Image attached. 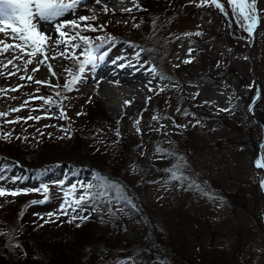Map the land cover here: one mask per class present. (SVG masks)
<instances>
[{"label": "rangeland", "instance_id": "rangeland-1", "mask_svg": "<svg viewBox=\"0 0 264 264\" xmlns=\"http://www.w3.org/2000/svg\"><path fill=\"white\" fill-rule=\"evenodd\" d=\"M107 1L112 2L99 0L106 4ZM141 1L149 3V9L153 12L148 21V31L152 32L149 41L143 40L144 29L134 24L138 0H124V8L131 11L119 14L107 6L97 5L96 0H83L74 11L65 13L57 21H33L42 31L54 25L50 29L52 32H45L52 37L46 41L44 48L48 56L45 63L40 62L44 59L41 52L29 55L34 52L30 42L26 43L13 34L12 27L18 25L7 20L4 25L0 24L4 28L0 32V49L5 44L20 45L0 51V73H3L0 75V113H7L0 119L6 118L8 121L16 113L20 115L13 109L22 111L19 132L14 131L13 123L7 124V128L13 134H23L22 149L31 147L34 159L43 150H49L50 154L58 151L65 154L57 155L61 158L56 160L60 165H67L66 160L75 159L78 165H83L85 162L87 164L86 160L67 156L74 155L76 151H100L107 147L102 159L107 166L104 170L110 172L112 165L124 166L131 173L127 182L130 186L124 185L138 197L132 201L135 199L139 211L144 214L141 213L144 223L155 232L152 239L157 237L173 253L164 261H152L157 249L150 246L153 240L149 235L144 239L142 258L145 263L141 255H135L138 261H124L125 264H264V194L260 186L262 171L255 166L260 155H264V132L247 112L255 92V79L259 88L258 98H261V103L264 102V0H256L259 22L252 38L239 26L238 18L227 0H220L227 15L210 4L199 7L201 0ZM81 15L95 16L96 19L88 23L98 30L89 31L82 27L74 29L68 23L77 20L83 25L85 22L78 20ZM57 22L64 23L61 31L68 35L79 31L90 38L114 37V41L105 45L107 55L104 59L117 60L124 65L131 61L132 70L144 71L140 76L146 87L140 91H125L123 95L114 92L110 97L112 111L108 108V101L100 98L95 90L87 91V85L92 83L72 85L73 76L78 74L77 62L71 58L52 57L66 48L69 56L73 52L78 54L81 49H72L70 42L58 46L53 43L55 39H65L55 29ZM155 24L159 27L153 34ZM101 25L106 30L103 36L97 35L103 29ZM197 32L201 34L195 35ZM186 33H192L194 37ZM250 39L253 40L251 62L246 59L248 67L252 69L249 73L240 71L239 62L241 58H247L245 44ZM97 42L93 39V43ZM75 43L82 45L79 39ZM122 45L137 47L130 53L119 47ZM139 47H145V51L140 53L137 60L135 53L139 52ZM189 49H192L191 53ZM186 59L191 62L184 63ZM29 60L31 63H26ZM220 61L223 65L229 62L228 73L222 72L221 78L207 77L202 63L209 62L219 67ZM49 64L55 75L49 70ZM153 67L156 72L151 71ZM66 69H71V72ZM95 71L86 68L85 78L97 77L99 72ZM101 80L94 83L101 84L104 79ZM36 81L46 82L41 83L45 86L53 85L55 93H59L58 98H54L50 104L29 102L30 93L37 88ZM107 81L112 83L111 80ZM65 83H69V88L64 87ZM126 99L131 103L124 105ZM27 112L30 115H26ZM61 112L66 118L61 117ZM29 116L43 118L26 119ZM137 120L139 132L136 130ZM158 148L163 149V152H158ZM53 156L50 155L47 161L38 160L34 163L53 162ZM178 163L183 167L177 175L182 173L187 177L186 180L171 179L168 169ZM33 168L40 173L35 183L33 179L25 180L29 182L26 183L28 188L32 183L34 186L46 184L53 187H48L47 193L21 192L24 194L23 202L29 203L36 198L44 200L47 196L45 202L50 204L48 198L52 196L65 198L66 179L46 182L42 178L44 169L41 164ZM0 175L5 178L0 187L8 192L23 190L17 187L19 183L15 182V178L18 175L13 170L2 168ZM59 181H63V184H58ZM192 182L207 195L197 188L189 187ZM72 183L89 182L86 178H77ZM77 189L85 191L80 187ZM100 190L93 187L89 191L94 193ZM127 190L123 189V192ZM113 191L117 195L116 190ZM69 198L73 199L72 196ZM16 199L13 195L0 197V208L5 211L0 217V230L4 229V225L9 224L12 228L13 224L19 223L20 211L14 207ZM102 200L97 201L98 209L109 205L118 207V203L110 202L109 198ZM48 214L49 211L31 214L21 224L25 227L36 224L48 237L57 238L56 248H63V243L59 242L64 229L58 225L64 222ZM45 220L49 222L45 223ZM60 233L61 236H58ZM143 233L144 228L137 229V234H141L142 238ZM120 262L113 263L110 259L105 264Z\"/></svg>", "mask_w": 264, "mask_h": 264}, {"label": "trees", "instance_id": "trees-1", "mask_svg": "<svg viewBox=\"0 0 264 264\" xmlns=\"http://www.w3.org/2000/svg\"><path fill=\"white\" fill-rule=\"evenodd\" d=\"M137 5L134 24L139 28L144 29L143 40L149 41L151 40L152 32L148 31V21L151 19V13L153 12L149 9V3L145 1L140 2V0H138ZM158 27V24H155L153 27V34ZM191 37H194V35ZM138 44L142 43L138 42ZM119 47L131 51L137 46L130 47L122 45ZM138 49L139 51L140 49L145 50V47H139ZM246 59L247 58L245 57L241 58L239 69L240 71L245 70L250 73L252 69L248 67ZM211 61L215 62L214 59ZM220 62V68L218 66L215 67V65L210 64L209 62H203L202 65L203 68H205V75L207 77L221 78L223 73H228L229 62H225L224 65L222 61ZM215 63L217 64V62ZM36 85L37 88H35L28 97L30 98L29 102H44L43 100H39V97H51L52 101L54 98H58L53 85H51V87L45 86L41 83H37ZM260 100L261 98L259 97L252 111L259 117L264 126V102L261 103ZM17 112H20V115L16 113L8 121H17L18 118L21 120L22 111L20 110ZM27 114L30 115L29 112H27L26 115ZM4 120L2 118L0 119V169L5 168V170H13L17 173L18 177H23L15 180L17 184L19 183V185H17L18 188L37 189L40 187V185L34 186V183L38 181L37 175L40 172L36 171L38 169H34L33 167L41 164V168L44 169V181L50 182L54 170L58 172L61 171V178L66 179L65 189L67 191L73 184L72 181L77 178H86L89 183L91 182L95 184V177L97 174L108 177L124 190L128 189V186H125L124 183L127 184L129 177H131V173H129L124 166L116 167L112 165L110 172L113 174L104 170L107 166L102 159L104 158L105 153H107V147L102 148L100 151L92 149V151L81 152L83 154L76 151L74 155L67 156L68 158L79 157V159L86 160L87 164L85 162L83 165H78L76 159L74 161L66 160L67 165H60V163L56 161L60 158L57 155L65 154H61L58 151H56L57 153L50 154L49 150H43V153L38 152L39 155L34 159V156H31L33 153L31 152V150H33L31 147L26 146V148L22 149L21 139L23 134L18 133L22 127V125L19 124V120L18 122H13L14 131L18 130V132H15L14 134L7 128V124L12 123H6V118H4ZM5 133H11L10 137L5 139ZM13 146L16 148H13ZM25 151L27 152L26 154ZM50 155H54L53 162H48L46 164L42 163L44 160H49ZM38 160H42V162L34 163ZM56 178L59 179V177ZM26 179H28V181L33 179L32 181H34V183L29 185V188L24 185V183H29L25 181ZM1 182L3 181L0 180V183ZM48 187L50 188L53 186L48 185ZM83 192L84 191H79L77 189L75 195L72 196L73 199ZM123 195H125L131 203H128L123 199H117V195L111 190L106 195L107 197L103 196L96 198L94 204L93 202H86L82 212H69L68 215H61L58 211L60 204L64 201V197H60V195L48 198L50 204L47 202L38 204H31L30 202L25 203L22 199L24 194L20 193L15 195L17 199L14 202V207L20 211V221L19 223L16 222L13 224L12 228L7 224L4 225L3 230H0V264H105L110 261V259H112L113 263L118 260L133 263V259L137 260L135 255H141L142 258V253L145 248L144 239L149 235L150 239L153 240V244L150 246L157 249V252H155L156 255L153 256L151 260L160 262L171 257V252L173 253V251L168 248L166 249L161 243L162 241L157 239V237L156 239H152V234L155 232H153L152 228L148 227L147 223H144V220L141 217V213L143 214V212L139 211L138 205L134 201L138 197L134 196L133 193L128 190L126 193L123 192ZM101 198H103V200L109 198L110 202L118 203V207L109 205L98 209L99 204L97 201ZM133 198L135 199L132 201ZM36 199L33 201H38L42 198H39L38 200ZM93 206L97 208L96 211L92 210ZM45 211H49V213L53 212V214H55L53 217L56 218L59 216V219L56 220L64 222L63 224L58 225V227L61 226L62 229H64L63 236L60 237L59 242L63 243V248H56L55 245L57 243L55 241L57 238L48 237L43 230L40 231L37 228L36 224L27 227L21 224L22 220L31 214H45ZM101 211L102 213L99 214ZM4 212L5 211L0 208V217L5 214ZM21 213L23 214L21 215ZM73 214L77 215V217H86V219L82 220L77 218L69 223L68 221ZM142 228H144L143 238L141 234H137V229L140 230ZM122 235H124V237H122ZM58 236H61V233ZM142 262L145 263L143 258Z\"/></svg>", "mask_w": 264, "mask_h": 264}, {"label": "snow or ice", "instance_id": "snow-or-ice-1", "mask_svg": "<svg viewBox=\"0 0 264 264\" xmlns=\"http://www.w3.org/2000/svg\"><path fill=\"white\" fill-rule=\"evenodd\" d=\"M83 2V0H0V24H2L5 20L12 21L13 24L18 25L12 27V32L14 35H18L19 39L22 41H25L26 43L30 42L31 47L33 48L34 52L29 53V55H34L36 52H41L44 56V59L41 60V63H45L48 60L47 53L44 51V48L46 46V41L51 39L48 35H46L45 31H42L37 28L36 24L33 22L35 20H38L43 23H51L53 21H57V18L62 17L65 15V13L69 11H74L78 5H80ZM97 3H99V0H96ZM228 5L232 8L233 14L237 16V22L239 26L248 32L250 35L254 32L255 27L257 23L259 22V18L256 12V0H227ZM205 4H210L215 6L217 9H219L222 13L227 15L224 9V5L220 2V0H201V3L198 5L199 7L205 6ZM138 6V5H137ZM105 11H107V8H104ZM125 11H131V9H125ZM96 19L95 16H86L81 15L78 17L79 21H84L85 23L81 25L78 23L77 20L70 21L68 23L71 24V26L74 29L84 28L85 30L90 31H97L98 29L94 27L91 23H88L90 20ZM247 22V23H245ZM64 23L57 22L55 23V29L57 32H59L60 37H65V39H55L53 43L55 45L60 44H68L71 43L72 49H81L80 52L77 54L73 52L71 56L68 55L67 48L64 51H60L57 53V55H54L52 59L59 57L63 58H71L77 62L78 66V74L73 76L71 80L72 85H76L77 83H82L85 79L84 73L86 71V68L88 71H95V69L98 67V64L100 61H103L105 56L107 55V51H105V45L109 44V42L114 41V37H107V39H102L101 37H95L90 38L87 35L81 34V32L76 31L74 35H68L66 32L61 31L62 28H64ZM101 28L104 26L101 25ZM4 28L0 27V32H3ZM201 33L197 32L195 35H200ZM185 35H193L192 33H186ZM79 39L82 41L81 44L75 43V41ZM93 39L98 41L97 43H93ZM2 43V42H0ZM11 47H20V45H7L5 44L3 49H0V51H6L7 49ZM145 51L144 49H141L139 52L135 53V58L139 60L140 52ZM192 49H189V52L191 53ZM83 57V59H81ZM121 59V58H118ZM184 63H190L191 60L186 59L183 61ZM11 63V61H9ZM26 63H31V60L27 61ZM115 63V61H113ZM119 67H124V64L118 65ZM127 66H131V61L128 62ZM49 70L52 71L51 65H48ZM38 69H33V71H36ZM66 71L71 72V69H66ZM152 72H156V69L153 67L151 69ZM3 73H0L2 75ZM11 75H14V73H10ZM52 74L55 75V72L52 71ZM23 78V77H22ZM165 78V77H162ZM31 79V77H29ZM36 83H46L44 81H36ZM118 83V81H117ZM65 88H69V83H65ZM15 89H13L14 91ZM71 90V89H70ZM162 90V89H161ZM59 95V93H57ZM259 95V93H257ZM39 99L43 100L46 104L52 103L51 97H39ZM150 99V98H149ZM131 101L125 100L124 104L128 105ZM229 109H221V111H228ZM13 111H19V109H13ZM187 114V113H185ZM7 113H0V116H6ZM77 115H80V113H77ZM61 117L66 118V115L61 112ZM43 117L36 116V117H27L26 119H42ZM20 118H18L19 120ZM153 119H158V117H153ZM17 121H6V123H13L18 122ZM137 125V132L140 131L138 125L139 120L136 122ZM197 123H199L197 121ZM47 127V125H46ZM11 133H5L4 138H9ZM117 135H119V132H117ZM158 152H163V149H157ZM255 166L261 169H264V155H262L260 158H258L255 162ZM183 167L182 164L178 163L177 165H174L173 168L168 169V171L171 173V179L173 180H186L187 177H184L181 173L180 175H177V172L179 169ZM4 176L0 175V180H3ZM15 179H20L19 177ZM96 183H88V184H72L68 191L65 192L64 201L60 204V207L58 209L59 213L61 215H68L69 212L71 213H77L78 211L84 210V205L86 202H93L98 197H103L108 194L111 190H116L117 192V199H123L126 200L128 203H131L128 198L123 195V188L116 184L115 182L111 181L108 177L102 176L100 174H97L95 177ZM58 184H63V181L57 182ZM261 185L264 186V179L260 181ZM83 188L85 191L81 193L79 196H77L75 199H70V196H74L76 193L77 188ZM93 187H97L101 189L100 191H97L95 193H91L89 190ZM189 187H194L199 189V185H196L195 182H192L189 184ZM202 194L207 195V193H204L202 189H199ZM31 191L47 193L48 191V185L41 184L39 188L37 189H17L12 192H8L6 189L0 187V197L6 196V195H18L21 192H24L25 194ZM47 200V196L44 197V200H38V201H31V204H37V203H43ZM93 211H96L97 208L93 206ZM23 213H21L22 215ZM49 216H53L55 214L49 213ZM59 219V216L56 217ZM77 218L80 219H86V217H77V215L73 214L71 218L69 219V223H71L73 220H76ZM49 221L45 220V223ZM120 264H125L124 261H121Z\"/></svg>", "mask_w": 264, "mask_h": 264}, {"label": "bare ground", "instance_id": "bare-ground-1", "mask_svg": "<svg viewBox=\"0 0 264 264\" xmlns=\"http://www.w3.org/2000/svg\"><path fill=\"white\" fill-rule=\"evenodd\" d=\"M91 10V9H90ZM94 10V9H93ZM89 12V11H88ZM96 13V12H95ZM54 22V21H53ZM68 24V23H67ZM53 24L51 25V28H44L43 30L46 32H50L53 28ZM90 31V30H89ZM52 32V31H51ZM92 33V32H89ZM88 34V33H87ZM52 38V37H51ZM55 38V37H54ZM115 61V63H113ZM110 61L109 59H104L103 61L100 62L98 67L96 68L95 72H99L97 77H89L87 76L84 79L83 82L81 83L82 85L92 83L91 85H87L89 90L87 91H92L95 90L97 95L102 98L103 100L108 101V108L113 111V108L111 107L112 99V94L115 92L117 94H122L125 91H140L143 88L146 87V84L143 83V79L141 78V74L144 71H135L131 69V66H127L128 64H125L126 66L124 67H119L118 65L122 64V62L113 60ZM144 76V75H142ZM100 78L103 80L101 84L94 83L96 80H100ZM3 80V79H1ZM107 80H111V82H108ZM118 81V83H117ZM80 85V84H79ZM149 87V86H148ZM82 88V87H81ZM131 88V89H130ZM65 91V90H64ZM126 94V93H125ZM144 94V93H142ZM123 95V94H122ZM140 95V94H139ZM118 96V95H117ZM116 96V97H117ZM138 97V96H137ZM120 98V96H119ZM123 98V97H122ZM127 98V97H126ZM130 98V97H128ZM128 100V99H126ZM130 100V99H129ZM137 100V99H136ZM116 101V100H115ZM124 101V100H123ZM111 102V103H110ZM138 104V103H137ZM114 105V104H113ZM125 105V104H124ZM119 106V105H118ZM116 109V108H115ZM125 109V108H124ZM123 110V109H122ZM128 110V109H127ZM133 110V109H132ZM131 110V111H132ZM134 111V110H133ZM131 114V113H130ZM135 117V116H134ZM260 158V157H259ZM261 169V168H260ZM261 174H260V181L264 179V169H261ZM262 192L264 194V186L261 185ZM262 221L264 224V212L262 214Z\"/></svg>", "mask_w": 264, "mask_h": 264}, {"label": "water", "instance_id": "water-1", "mask_svg": "<svg viewBox=\"0 0 264 264\" xmlns=\"http://www.w3.org/2000/svg\"><path fill=\"white\" fill-rule=\"evenodd\" d=\"M251 37H252V34H251ZM252 42H253V40H248L247 42H246V47H247V59H248V61L249 62H251V52H250V48H251V44H252ZM258 82L256 81V79H255V92H254V95H253V97H252V99H251V101H250V103H249V106H248V109H247V112H248V114H249V116H251L252 117V119L254 120V121H256L260 126H261V128H262V131L264 132V130H263V128H264V126H263V124L261 123V121L259 120V118L256 116V115H254L253 113H252V107H253V105L255 104V102H256V100L258 99V95H257V93H259V88H258V84H257ZM260 154V153H259ZM261 156V155H260Z\"/></svg>", "mask_w": 264, "mask_h": 264}]
</instances>
